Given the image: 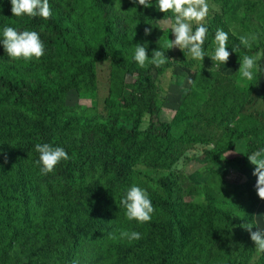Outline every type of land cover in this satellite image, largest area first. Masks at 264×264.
Returning a JSON list of instances; mask_svg holds the SVG:
<instances>
[{
    "label": "trees",
    "instance_id": "16d2710c",
    "mask_svg": "<svg viewBox=\"0 0 264 264\" xmlns=\"http://www.w3.org/2000/svg\"><path fill=\"white\" fill-rule=\"evenodd\" d=\"M129 2L131 6L133 0ZM49 6L52 15L48 19L14 17L9 0H0V27L10 25L20 30L37 31L45 43V54L39 63H50L46 71H37L32 81L14 79L11 77L14 67L9 64L12 58L0 46V236L6 231V236L11 238L8 245H17L8 264H33L43 257L51 259L63 252V263L72 264L77 249L86 241L102 243L96 256L105 257L109 264H175L178 245L173 226L177 224V213L170 179L158 181L164 189L163 196H150L154 212L149 222L128 221L123 206L119 209L118 205L129 186L135 159L142 157L152 166L168 164L166 159L176 156V150L169 155L170 148L163 150L153 141H139L138 135L142 133L139 124L149 116L150 126L145 133L160 137L164 143L170 142L171 125L157 117L159 107L153 71L163 74L175 65L187 67V51L177 54L176 64L139 67L132 59L137 42L146 41L148 53L160 48L165 55L169 54L160 45L161 30L154 29L147 17L136 19L135 27L130 28L127 35L120 36L119 17H115L111 0H49ZM160 13L167 20L173 19L171 11ZM145 27L151 28L148 36L144 34ZM207 27L211 40L217 28ZM221 29L227 31L224 27ZM228 46L237 63L239 57L255 54V50L244 47L230 34ZM231 46H236L238 53H233ZM25 62L21 58L20 63L24 65ZM105 63L123 75L136 77L130 86L131 92L112 93L105 100V105L113 109L107 130L108 149L103 150L85 140L68 144L53 140L49 120L59 116L88 118L89 112L81 101L90 102L95 108L96 101L90 98L96 88L97 68ZM258 63L259 70L244 90L234 88L227 95L219 111L221 119L244 107L252 98L261 80V62ZM21 64L15 67L21 68ZM46 73L50 74L44 79L42 76ZM73 92L74 98L69 99ZM13 105H27L30 115L13 110ZM76 110L80 112L76 114ZM180 117L214 125L213 117L199 113L182 111ZM220 128L225 132L230 149L244 143L239 164L231 163L240 173L244 172L251 163L248 155L264 149V124L256 122L243 129L230 125H220ZM45 142L64 147L69 159L62 160L52 172L41 174L36 163L39 154L34 145ZM8 150L11 155L3 159L1 154ZM206 153L212 166L218 154ZM205 195L207 202L197 214L199 221L191 234L197 238L196 264H234L229 213L216 203L213 193ZM258 202V198L251 197L249 205L241 210L240 217L248 225H253ZM120 229L139 231L142 237L131 243L108 238L109 233L118 237ZM146 242L151 243L154 254L146 248ZM259 264H264V255Z\"/></svg>",
    "mask_w": 264,
    "mask_h": 264
},
{
    "label": "rangeland",
    "instance_id": "374dc122",
    "mask_svg": "<svg viewBox=\"0 0 264 264\" xmlns=\"http://www.w3.org/2000/svg\"><path fill=\"white\" fill-rule=\"evenodd\" d=\"M115 17H119L118 33L120 36L127 35L130 28L135 27V20L141 16L148 18V22L154 29L161 30L160 45L169 53L163 64H176L177 54L182 51L178 47L169 48L167 45L173 39L171 25L173 19L167 20L155 7L144 8L132 4L129 0H111ZM209 16L205 22L213 28L224 27L232 38L240 41L241 36H248V48L255 50L254 55H259L261 80L253 93L252 98L245 103L244 107L232 111L225 118H220L219 111L226 103L229 94L234 88L240 91L249 81H240L238 75L239 63L233 55L225 65L213 67L209 57L203 61L191 59L187 55V67L175 65L168 68L163 74L153 71L156 84L157 104L159 107L158 119L170 124L169 143H164L158 136L145 133L150 126L149 116H145L139 124L138 140L143 142H155L163 150L170 148V154L176 150V156L166 159L168 164L149 166L144 159L137 158L132 163V176L129 185L135 183L145 188L150 196H163L164 189L158 183L162 178L170 179L172 183V202L176 208L177 224L173 226L174 237L178 245L177 261L175 264H196L197 250L195 248L197 238L191 237L196 228L199 218L197 214L205 207L207 202L206 193L215 195L216 203L229 213L232 223L231 237V261L234 264H259L264 253L255 250V243L250 239V232L243 225L245 219L240 217L249 204L251 197L258 198V205L253 215L251 231H257L258 227H264V199L258 197L254 185L256 177L252 174L254 166L249 163L246 170L240 173L237 166L239 159L243 157L244 143H238L236 149H230L225 132L220 125H230L243 129L252 127L256 122L264 124V0H208ZM135 7V8H133ZM254 37V39H253ZM121 41V40H120ZM121 43L126 46L125 42ZM214 44L210 38L207 40L206 49L211 52ZM147 54L150 56L151 53ZM39 60L26 61L24 65L21 59H12L9 64L14 67L11 77L22 78L32 81L35 73L46 71L49 62L39 63ZM22 65L16 68V65ZM151 64V63H147ZM162 65V64H161ZM213 67V68H212ZM34 69L35 71H32ZM50 73L42 76L44 79ZM194 81L193 85L187 84V78ZM136 80L135 76H126L113 68L109 63L98 66L96 73V88L90 100H95L93 109L90 102L81 101L85 105L89 116L83 120L70 119L68 116H59L48 121L51 125L53 140L59 143H70L85 140L93 142L103 150L108 149L110 138L107 135L109 115L113 109L105 105V100L114 93L122 94L131 92V87ZM75 92L68 96L73 99ZM226 100V101H225ZM27 105L18 107L11 106L13 110L30 115ZM81 106V107H82ZM80 108V107H79ZM182 111L187 114H201L207 118L213 117L214 125H205L198 121H190L180 117ZM76 110L75 113H79ZM99 140H98V139ZM213 151L218 154L211 166L210 156L206 153ZM227 153V155H225ZM3 159L11 155V150L6 151ZM252 164V165H250ZM215 171V173L212 172ZM99 176L102 175L99 173ZM92 181V180H91ZM104 180L101 181V184ZM203 207V208H202ZM4 231L0 236V264H8L9 259L17 245H8L11 238ZM142 243H145L144 240ZM151 254L154 248L146 242ZM102 243L81 244L74 257L83 264H109L105 257L98 258V247ZM156 247V246H153ZM145 248V249H146ZM64 253V252H63ZM60 253L51 259L41 258L33 264H64ZM103 260V261H102Z\"/></svg>",
    "mask_w": 264,
    "mask_h": 264
},
{
    "label": "clouds",
    "instance_id": "9594fccd",
    "mask_svg": "<svg viewBox=\"0 0 264 264\" xmlns=\"http://www.w3.org/2000/svg\"><path fill=\"white\" fill-rule=\"evenodd\" d=\"M9 2L14 17L24 15L48 19L52 15L49 0H9ZM133 3L144 8L155 7L162 13L169 11L173 13L174 22L171 25V33L174 38L167 45L168 49L178 47L183 52L186 50L187 55L197 61H203L204 57H209L213 62V67L225 65L229 59L228 31L217 28L214 35L211 36L214 44L213 50L209 52L205 48V42L209 39V29L205 22L206 17L209 16L208 0H133ZM144 34L145 36L150 35L151 28L145 27ZM249 39L248 36H241L240 44L248 47ZM0 46L12 59L39 60L45 54V43L37 31L20 30L10 25L0 27ZM147 49L146 41L135 43L132 59L139 67H144L146 62L158 67L167 59L160 48L153 49L150 56L147 54ZM231 51L238 53L236 46H231ZM258 60V54L239 57L240 66L237 72L240 81L238 82L253 79L254 73L259 70ZM187 84L193 85L194 81L189 77ZM34 150L39 154L36 163L40 166L41 174L52 172L62 160L69 159L65 148L59 145L47 142L36 143ZM248 159L256 166L252 173L256 177L255 191L259 198L264 199V149L248 155ZM121 205L125 218L128 221L135 220L138 224L149 222L154 212L148 191L135 183L125 189L118 205L119 209ZM243 227L249 230L250 239L255 243V250L264 253V227H258L257 231H251L252 225L245 224ZM141 237L142 234L139 231L130 229H120L118 237L112 233L108 234L109 239L116 240L118 238L129 243L137 241ZM72 264H80V261L74 259Z\"/></svg>",
    "mask_w": 264,
    "mask_h": 264
}]
</instances>
